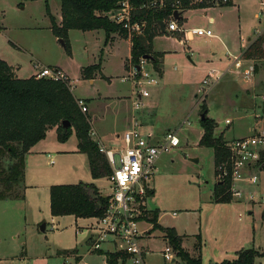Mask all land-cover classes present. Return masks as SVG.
Instances as JSON below:
<instances>
[{"label": "rangeland", "instance_id": "rangeland-1", "mask_svg": "<svg viewBox=\"0 0 264 264\" xmlns=\"http://www.w3.org/2000/svg\"><path fill=\"white\" fill-rule=\"evenodd\" d=\"M229 4L215 6L213 10L206 12V16L203 15V10L207 7L187 11L183 13L185 20L180 21L178 26L184 29L207 28L206 19L213 17L216 23L208 26L213 38L217 34L218 20L223 31L231 37L241 39L252 38L264 28V8L259 5V0H232L231 5ZM48 6L55 20H60V2L49 0ZM255 13H258V17H254ZM121 14L122 10L117 8L110 16ZM49 27V19L42 0H0V60L10 56L13 65L20 67L21 77H28L36 72L33 65L37 64L49 67L57 63L63 67L69 78L67 83L74 90L73 95L89 100L90 111L85 115H88L87 119L90 120L95 137L105 139L111 127V112L115 100L106 101L105 105L104 101L97 100L99 99L97 96L98 94L105 97L121 96L125 95L129 88L133 90L130 82L121 80L125 76L122 63L128 52L129 41L122 44V51L119 50L114 55L101 56L103 31L86 33L72 30L68 34L70 47L68 54L59 39L52 35ZM180 36L177 38V34L163 32L154 36L152 45L154 51L161 55L159 60L163 65V74L158 78L160 72L154 69L157 82L147 87L149 95L144 100L145 109L134 112L141 125L150 123L147 128L158 134L155 139H161V133L169 129L180 141L178 148L163 154L156 161L155 174L149 184L155 192L154 197L148 202L158 207L157 223L165 228L174 226L184 238V247L190 254L193 250V240L197 235L205 237L209 244L206 254L216 263L223 259L234 260L235 248L243 247L263 253L264 168L259 165L253 170L254 175H257L255 185H239L243 191L242 197L231 198L229 203L221 204L219 211H214L213 205L210 204L213 185L216 183L214 154L211 148L198 146L202 136L200 127L202 106L206 109L207 118L216 126L214 129L216 135L224 132L226 139L229 140L254 134L250 131L254 122L251 112L254 101L245 92L250 88L251 81L242 78V72L251 71V68L239 65L235 68V73H232L234 76L237 75L236 81H233L231 74H226L217 84L206 90L204 96L201 93L197 94L205 72L212 67L211 64L226 62L225 49L219 39L198 37L184 41ZM179 40H182L180 44ZM10 42L17 44L19 48H15ZM99 59L104 67V75L110 82L96 74L98 76L94 84H90L81 77V70L97 63ZM257 60H261L256 66L262 73L260 82L264 83V59ZM159 87L162 90H159ZM92 97L93 100L90 99ZM255 102L263 105L264 109V101L261 98ZM255 108L254 113L264 118L261 108L256 106ZM100 114L104 119L99 120ZM94 118L98 120L95 121ZM225 120H229L230 124H226ZM123 130L121 124L114 125V131L118 136L122 137ZM72 134V139L76 141L77 138L74 133ZM118 146L121 145L113 142L108 147ZM100 184L105 192L109 193L106 180ZM22 201L6 199L0 202V258L5 260L0 264H26V261L23 263L20 260L25 251V247L20 244L25 239L29 248L31 246L35 248L42 243L48 246L51 243L50 228L47 226L46 231L41 232L40 226L43 223L33 226ZM55 229L54 233L59 232L58 228ZM69 235L71 236V232ZM13 236L18 239L13 240ZM145 245L148 246L149 253L144 258V264H184L178 258H174L175 262L163 260L162 251L167 244L164 243L163 235L158 229L152 231L151 238ZM116 251L118 250L114 252ZM103 256L98 253L87 255L84 262L105 264ZM47 257L42 262L33 260L31 264H69L63 256L48 253ZM125 264L131 262L127 260Z\"/></svg>", "mask_w": 264, "mask_h": 264}, {"label": "trees", "instance_id": "trees-1", "mask_svg": "<svg viewBox=\"0 0 264 264\" xmlns=\"http://www.w3.org/2000/svg\"><path fill=\"white\" fill-rule=\"evenodd\" d=\"M49 19L51 33L61 39L68 54V33L72 30L90 32L100 30L105 34L104 45L117 34L122 39L130 40V56L127 61L136 62L147 57L156 72L160 71V54L152 51V41L160 33L158 22L167 21L177 8L180 10H197L188 7L189 0H58L60 2L61 22L58 25L55 17L49 12L48 1L42 0ZM127 1L130 7L128 25L142 27L140 33L134 34L130 29L122 28L110 18V13ZM155 3V6L153 5ZM176 3L178 6L175 7ZM264 6V0H261ZM102 56V52H100ZM243 58L264 59V35L252 40L243 52ZM125 61V64L127 63ZM101 59L90 67L81 70V77L91 80L98 74L101 78ZM85 102V101H84ZM200 127L203 135L198 146L211 148L214 154V168L226 157L225 142L221 137L215 139V124L207 118L206 109L202 106ZM68 122V128L62 123ZM55 128L56 138L66 142L72 133L77 138L78 152L87 156L89 172L92 179L107 178L111 175L104 154L99 153L97 144L88 137L89 119L78 107V99L71 93L68 83L52 81L46 78H16L13 69L0 60V201L24 198V166L28 151L45 139L46 132ZM261 167L264 168V159ZM212 199L215 203H229L231 194L229 182L216 183ZM17 192H20L18 194ZM50 192V210L53 217L73 216L75 219L100 218L106 211L108 196H102L93 184L76 183V185L52 186ZM152 196L151 192L147 194ZM157 212L153 210L150 223L153 229L160 230L169 243L175 258L184 264H202L201 259L192 258L181 247V240L172 228H161L157 225ZM105 256L106 264H125L129 256L122 251L114 253L97 251ZM258 256H264L254 249H242L234 260H223L215 264H254Z\"/></svg>", "mask_w": 264, "mask_h": 264}, {"label": "crops", "instance_id": "crops-1", "mask_svg": "<svg viewBox=\"0 0 264 264\" xmlns=\"http://www.w3.org/2000/svg\"><path fill=\"white\" fill-rule=\"evenodd\" d=\"M231 3H232V0H230L229 5H231ZM259 5L264 8V6H262L261 0H259ZM210 9L213 10L214 8H209V9L203 10L204 11L203 15L206 16V14H207L206 12H208ZM191 10L178 12V14H179L178 19H177L178 23H180V21L185 20L183 13H185L187 11H191ZM200 10H202V9H200ZM254 17H258V13H255ZM60 22H61V18H60V20L56 19V23L58 25L60 24ZM215 23H216V19H214L213 17H208L206 19V24H205L207 28H203V29H208V26H210L211 24L214 25ZM217 25H216L217 34L214 35V38L212 37V38H208V39H219V40H221V43H223V48L225 49V61L226 62H224V63H219V62L216 63L215 62L216 64H213L212 62H210V63H212L211 64L212 67L207 69V71L205 72V75L210 70H216L222 74L221 78L224 77L226 74H231L232 75L231 78H233V81H236L237 79L235 76H237V75L236 74H235V76L233 75L235 73L236 65L232 61V58L235 56L239 57V60H240V63L242 66H244V67L249 66L250 68H252L253 74H252V77L250 79V81H251L250 82V88L245 91L246 94L249 97H251V100L254 101L252 109H251L254 122L251 126V129H250V131L254 132V134L250 135V136H254L257 133H264V118L262 116H259V115L254 113L256 111L255 106L258 108H261V110L264 113L263 105L255 104L256 99L261 98L262 101H264V83L260 82L262 79L261 78L262 73H261V71L257 70V66H256L257 62L261 61V60H257L255 58L247 59V58L242 57L243 52L249 47V45L252 43V40L255 39L257 35L264 34V28L260 32L255 33L254 36H252V38L247 37L246 39H241V37H239V38L238 37H236V38L231 37V35H229L225 31H223L221 28L222 26H219L218 20H217ZM198 28H202V27H198ZM192 29H195V28L186 29V30L189 31ZM96 31H99V30H96ZM86 33H89V32H86ZM97 36L99 37V34ZM178 36H180V38H183L184 41H191V40H194L195 38H197L195 36H191L190 34L185 35L183 33L177 34V38H178ZM98 37H97V39H98ZM111 37H112L111 41H109L107 45H104V39H105V34H104L103 41L101 42L103 48L100 49L101 50L100 52H102V54H104V55H106V54L114 55V53H116L117 51L123 50L122 44L124 42L129 41L128 52H127V55L125 57H123L124 60L122 63L124 68H125V75H126L125 61H127V59L130 56V50H131L130 40L129 39H126V40L122 39L117 34H113ZM181 41L182 40H179L178 44H180ZM243 42H244V44H243ZM10 43L15 48H19L17 46V44H14L13 42H10ZM152 43H153V41H152ZM152 51H153V53L158 54V52L154 51L153 47H152ZM211 56H215V54H211ZM10 59H11L10 56H8V58H2V60L5 61L13 69V72H14V75L16 78L26 79V78L34 77L36 75V72H33L28 77H21V75L19 73L20 67L13 65V63ZM218 61H220V60L218 59ZM38 65H40V64H38ZM162 66L163 65L160 64V71H159L160 76H158V78H160L163 74V69H162L163 67ZM49 68H53V69L57 68V69L61 70L65 74V76L68 80V83H69V78L67 76V73L64 71L63 67H61L57 63H55L54 65L49 66ZM101 75L103 76V78L100 77L101 79H106V80H108V82H110V79H107L106 76L104 75V67L102 65H101ZM97 76L98 75H95L91 80H88L89 83L94 84L95 78ZM122 78H121V80H122ZM70 90H71V93L73 95L74 90H73L72 86H71ZM159 90H162V88L159 87ZM73 97L75 99H80V100L85 101V103L87 105V110H88L87 114H88L90 111L89 100L85 99V98L77 97L75 95H73ZM97 97H99V99H97V100H102V101H104V103L106 101L110 102V100H115V106H114V108H112V112H111L110 130L106 133L105 139L99 138V142L103 145V147H105L107 149H111L112 147L110 148L108 146L113 142L114 143L117 142L121 145V140H120L121 136H118V134H116V132L114 131V125L115 124H121L123 126V129H124L123 131L126 132L131 127V124L135 118V115H134V112L132 109L133 90H131V88H129L128 92L125 95H121V96L105 97V96L98 94ZM90 99L93 100V97ZM147 104H148L147 108H149V102L148 101H147ZM105 105H106V103H105ZM87 116L88 115H86V117ZM99 116H100L99 120L104 119V116L102 114H100ZM94 119H95V121L98 120L97 118H94ZM225 123L230 124V121L225 120ZM149 124H147V125L142 124L141 125V130H142L141 132L142 133L150 132L153 135H156L151 129L147 128ZM89 125H90V128L93 129L92 125L90 123V120H89ZM259 125H261V127ZM215 127H214V129H215ZM143 130H146V131H143ZM167 131H170V130L166 129L164 132L161 133V135L164 136L163 134H165V132H167ZM202 132H203V130H202ZM202 132H201V135H203ZM213 133H214V130H213ZM72 135L70 136V138L66 142H60L56 138L55 128H51L46 132L45 139L39 141V143L36 144L35 146H33L28 151V153L24 156L25 157V166H24L23 175H24V186L25 187L23 190L24 198L22 201V203L24 205V209L26 211L28 210L27 213H28L29 217L31 218V223L33 226H39L41 223H43L45 225V227L48 226V228H50V231H52V233H50V236L52 239H51V243H49V244L47 243L48 246L47 245L44 246L42 243L39 246H36L35 248L32 246L29 248L27 246V240L25 239L24 242H22L20 244V246L25 247V251L23 252V256L20 258V260L23 263L26 261V264H31L33 262V260L42 262L43 260H46L44 258H48L47 255L49 253V254H55L58 257L63 256L64 257L63 259L65 261L68 260L69 264H73V263L74 264H88V263L84 262V258H86L87 255L96 254L97 251H101L103 253L104 252L113 253L115 250H117L116 245L114 243H112L111 241H107V242L102 243L101 249L97 250L96 252H93L91 250L93 241L96 239V237H95V227L96 226L94 227L95 219H92V218H90V219H83V218L75 219L73 216L53 217L51 215L49 189L52 186L76 185V183L82 182V183H88V184L95 185V187L97 188V190H99V192L102 196H108L110 194V190H109L108 186H107V188L109 190V193L105 192V190L103 189V186L100 184L102 181L106 180V178L94 179V180L92 179L91 173L89 172V165H88L87 156L78 152L77 140L74 141L72 139L73 138ZM156 136H158V134ZM213 136L215 139H218L219 137H221L224 142H230L233 140H237V138L250 137V136H241V137L232 138V139L227 140L224 132H219V135H216L214 133ZM119 147L120 146H118L117 148H119ZM215 181H216V179H215ZM106 182H107V180H106ZM215 184L216 183H214V185ZM107 185H108V183H107ZM149 189H150L149 192L152 193L151 197H154V192H155L154 189H152L151 186L149 187ZM212 195H213V192L210 196V198L212 200V202L210 204L213 205L214 211H219L222 203L221 204L215 203L212 199ZM151 197H149V199ZM0 202H2V201H0ZM153 205L155 206V204H153ZM155 210H158V207H156ZM151 217H152V213L149 214V217L147 218L146 223H139V227H140L141 231H148L147 234H144L142 236V239L140 241V243L142 244V247L146 251V255L149 253L148 252L149 249H148V246H146L145 244L150 240L151 235H152V231L154 230L153 225L150 223ZM157 225H159V224L157 223ZM142 226H146V227L141 228ZM159 226L161 228H164V229L172 228L175 231V234L180 238V240L182 242L181 243L182 249L185 252H188V250L185 249V247H184V242H183L184 238L178 233L177 229L174 226L167 227V228L162 227L161 225H159ZM55 228H58L59 232L54 233L53 231L56 230ZM44 231H46V228ZM69 232H71V236L69 235ZM162 235H163L164 243H166L168 246L169 243L164 239L163 233H162ZM16 238L18 239V237L13 236L12 239L16 240ZM45 238L47 239V236ZM193 242H194V244H193V250H192L191 254H190V252H188V254L192 258L201 259L202 264H215L216 263V261L214 259H212L211 257H208L206 254L207 250H209L208 249L209 244L206 241L205 237L202 238L200 235H197L196 239H194ZM242 249H244V248L243 247L235 248L234 249V255H236ZM162 253H163V251H162ZM259 253H261V252H259ZM103 257H104V262H105V256H103ZM223 260H226V259H223ZM255 260H256V262H254V264H262L264 262V256H258V258H256ZM1 261H5V260L0 258V262ZM221 262H219V263H221Z\"/></svg>", "mask_w": 264, "mask_h": 264}, {"label": "built area", "instance_id": "built-area-1", "mask_svg": "<svg viewBox=\"0 0 264 264\" xmlns=\"http://www.w3.org/2000/svg\"><path fill=\"white\" fill-rule=\"evenodd\" d=\"M229 3L230 0H189L188 7L200 6L209 9L215 8V6H226ZM153 5L155 6V3ZM118 9L122 10V14L110 16L111 20L122 25L124 29H130L134 34L140 33L142 27L137 24L128 25L131 10L127 1L120 3ZM177 10V13L183 12L181 9L177 8ZM164 24L163 33L165 34L183 33L197 38L213 37L212 31L209 29L198 28L189 31L183 29L178 26V21L173 19V16ZM232 61L236 67L241 65L238 56L233 57ZM34 66L36 79L47 78L62 83L68 81L65 74L57 68L53 69L38 64ZM154 73V67L146 57H141L136 62L127 61L126 75L122 80L132 84L133 112H140L144 109V100L149 95L147 87L157 82ZM252 74V68L251 71L244 70L242 78L250 80ZM221 76L222 74L216 70L207 72L197 94L201 93L204 96L206 90L221 80ZM78 107L82 114L87 113V106L83 100L78 99ZM140 129V122L134 118L129 130L122 134L121 146L111 149L103 147L91 128L88 131V137L97 144L99 153L105 155L111 172V175L106 178L110 190L106 211L102 217L95 218L96 239L93 241L91 250L96 252L101 249L102 243L111 241L116 245L118 251L125 252L129 256L128 261L131 264H144L146 251L140 241L148 231H141L139 223H146L152 211L147 194L155 173V163L163 154L169 153L180 145V141L173 131H167L161 139H155L158 136L150 132L142 133ZM224 150L227 153L225 159L214 168L216 183L222 184L228 181L231 198L239 199L243 194L239 185H255L257 182V175H254L253 170L263 163L264 133L225 142ZM162 257L166 262L175 261V253L170 245L163 250Z\"/></svg>", "mask_w": 264, "mask_h": 264}, {"label": "water", "instance_id": "water-1", "mask_svg": "<svg viewBox=\"0 0 264 264\" xmlns=\"http://www.w3.org/2000/svg\"><path fill=\"white\" fill-rule=\"evenodd\" d=\"M178 13L177 12H174L173 13V19H175V20H177L178 19ZM158 27H159V29H160V32H164V30H165V27H164V22L162 21V22H158ZM59 42H60V44L63 46V42H62V40L61 39H59ZM147 58V57H146ZM47 79V78H46ZM201 116V119H204L205 118V115H203V114H201L200 115ZM62 125H63V128H68L69 127V123L68 122H63L62 123ZM193 162H197L196 160H194ZM150 207H152V209L153 210H155L156 209V207L152 204V203H150ZM45 225L44 224H41V226H40V230H41V232H43L44 230H45Z\"/></svg>", "mask_w": 264, "mask_h": 264}]
</instances>
